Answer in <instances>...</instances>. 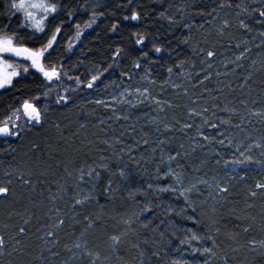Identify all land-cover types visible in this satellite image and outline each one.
I'll return each instance as SVG.
<instances>
[{
	"label": "snow or ice",
	"instance_id": "1",
	"mask_svg": "<svg viewBox=\"0 0 264 264\" xmlns=\"http://www.w3.org/2000/svg\"><path fill=\"white\" fill-rule=\"evenodd\" d=\"M112 3L0 0V167L9 160L0 179V202H6L8 219L0 231V264H236L241 249L264 261V239H243L253 227L243 221L254 217L242 218L231 209L235 223L225 230L227 222L222 225L215 215L222 202H229L238 168L255 165L264 172V136L238 139L230 131L243 133L253 118L264 123V101L250 106L242 100L240 111L229 106L231 101L210 108L190 94V89L201 97L211 94L214 78L235 75L238 69L246 73L239 87L249 85L257 61H244L253 46L264 53V0H183L180 5L152 0L158 5L152 10L143 0H123L116 5L119 17ZM109 16L115 20L101 27L102 18ZM214 36L230 41L227 47L236 49L232 57L220 58L218 47L225 44ZM81 66L85 70L77 71ZM169 92L188 98V104L180 105L186 119L173 116L169 121L165 113L177 107L163 99ZM80 97L94 107L78 116L79 128L87 127L81 118L98 110H103L97 117L101 125L105 115L119 124L130 121L133 109L145 106L151 112L144 113V123L137 116L115 136L101 128L105 138L88 141L82 150L65 144L78 130L66 135L51 120L53 113L79 108ZM217 107L227 115L218 116ZM106 127L116 131L111 124ZM51 128L56 137L48 136L42 145L36 137ZM193 128L195 135H189ZM176 132L190 141L187 148L184 143L171 146L170 136L160 138ZM125 136L133 143H126ZM24 146L27 151L18 160ZM197 149L204 153L199 164L187 163ZM224 149L231 158L221 154ZM212 158L231 169L225 171L226 180L208 178L205 169ZM38 188L35 196L23 191L36 193ZM258 196L264 201V181L246 192L247 198ZM25 199L31 207L17 210L14 206ZM17 215L23 222L13 226ZM33 219L43 224L37 230L43 231L39 243L31 240ZM69 221L62 237L60 230ZM260 231L264 233V223ZM221 235L230 243L221 242Z\"/></svg>",
	"mask_w": 264,
	"mask_h": 264
},
{
	"label": "trees",
	"instance_id": "2",
	"mask_svg": "<svg viewBox=\"0 0 264 264\" xmlns=\"http://www.w3.org/2000/svg\"><path fill=\"white\" fill-rule=\"evenodd\" d=\"M123 0H113V3L111 4L110 8L111 10H115L117 13V16L120 15V9L116 7L117 4L122 3ZM172 2L176 5H180L183 0H172ZM143 3L148 6L149 10H152L153 8L158 7V5H155L152 3V0H143ZM225 14L221 13V16L223 17ZM229 19H234V16H228ZM109 20L114 21L115 18L109 16L108 18H102L101 27L103 25H106ZM150 27H152L151 20L147 22ZM124 25H128V22H124ZM131 26L135 27L137 26L135 22H132ZM216 27L219 26V21L216 22ZM206 28H208V25H205ZM97 31H100V29H97ZM153 31H156V28L153 27ZM159 31L162 33L163 28H159ZM235 31V29H233ZM101 35L103 33L101 32ZM95 37V33L93 32L92 38ZM201 37L199 35H195V39L199 40ZM214 39H220L222 43L225 44L224 48L218 47V54L223 53L224 57H232L233 53L236 51V49L233 48L229 49L227 47L228 41L226 38H219V37H213ZM103 40L100 41L101 44H103ZM234 43V42H233ZM91 55V54H89ZM249 59L245 60V64H250L252 59H255L257 61L256 65L250 69L253 71V77L252 80L249 81V85H246L241 89L239 87L240 79L246 75L244 69H238L237 74L235 75H227V76H221L219 80H216L214 78L213 82L209 85V88L211 89V94L208 92H205V95L201 97L199 95L198 90L196 89H190V94L195 93V95L192 96L193 99L197 100L203 105L209 106L210 108L215 107L217 104H220L222 107L224 104H228L229 101H231L230 107H235L240 111H244L243 105L241 104V101L245 102H252V101H264V64L261 63L262 60H264V53H261L259 49H256L254 46L252 48V52L248 54ZM77 56H79V53H77ZM77 56L72 57V61H74ZM83 58V57H80ZM72 61H69L71 63ZM87 63V61H86ZM219 65V62L217 61V66ZM77 71L83 72L85 69L81 66ZM215 71V69H214ZM176 79V77H174ZM231 85V89L226 87L225 85ZM203 87V86H201ZM217 89H223V91H217ZM232 89H235V91H232ZM213 96H219V101H214L212 99ZM163 99L172 101L177 107L173 109H168L165 113L169 121L172 120L173 116L175 117H183L187 118L184 114V109L180 107V105L188 104V98L187 97H178L174 93H165ZM78 102L80 103L79 108H73L71 111L67 113H53L51 116V120L55 121L57 123L61 124V127L65 130V134H69L74 131H79V135L71 138L70 141H65V144H74L75 147L81 148L82 150H87L85 148V145L88 143V141H96L99 139L105 138L104 132H101L100 129L104 128L106 132H108L109 136H115L119 134L123 128L128 127V123H135L137 116L141 117V124L144 123V113H149L151 110L145 106H141L140 109H133V115L129 122L125 123L121 121L119 124L112 120L107 119V115L104 116V119L106 121L105 125H101L99 123V119H97L98 116L101 115V112L103 110H98L95 116L92 117H83L80 119V123H86V128H79V124L77 122L78 116H80L81 113H86L88 111H91L94 105L88 104L87 100L83 97L78 98ZM251 106V103H250ZM259 106V103L256 105ZM218 116H226V113H223L220 111V109L217 107L216 109ZM162 114V115H165ZM152 116H155V113H151ZM236 122H238V118H234ZM191 122V121H190ZM196 123H199L198 118L195 121ZM107 124H111L113 128L116 129L115 132H113L110 128L106 127ZM123 126V128H122ZM140 127V124H137V128ZM129 131H131L129 129ZM231 132L235 133L238 139H244L247 135L253 136L255 139L259 140L262 136H264V123L257 122L255 118H253L252 124L247 125L245 122V131L239 132L236 129H231ZM56 129L51 128L49 132L47 133H41L38 137H36L41 144L43 145L45 142V139L48 136L56 137ZM138 133L133 132L132 136H137ZM158 134L153 132L152 133V139H155ZM189 135H195V128H193ZM171 137V146L177 147L184 143L186 148L188 144L190 143L189 140H187L182 133L176 132L174 134H165V136H161V139H166L167 137ZM125 142L128 144H132L133 141L131 137L125 136ZM99 147H103V145H99ZM165 147H168V145H165ZM27 151V147H21L20 154L18 156V160L23 157V153ZM258 151V150H257ZM221 154L225 158H231V152L227 149H224L221 151ZM136 155L137 160H139V157L141 155V152L138 151L137 153H134ZM204 156V153L197 149V152L193 154L187 163L191 165H198L200 162V159H202ZM26 159V158H25ZM127 161V157L125 158ZM9 163V160L4 161V166L0 167V179L3 178V171L4 167H7ZM13 164L16 163V161H12ZM223 163V162H221ZM129 168L135 167V161H131L128 163ZM205 171L208 172V178L210 179L212 175H219L221 179H227L225 177V169H223L220 166H217L215 164V158H212L211 166L206 168ZM245 171H247V176L245 179L241 180L240 176L245 175ZM239 176L233 181H231L230 187L232 189V195L228 197L229 202H222V207L218 206V211L215 213L217 219L221 220V224L223 225L225 222H227V229H231L235 223V221L232 219L233 213L230 211L231 209L236 210V214H239L242 218L245 216H251L254 217V221L244 220L243 225H247L249 223L253 224L252 230L250 234H247L243 239L252 238L254 237L256 240L264 239V233L260 231L261 224L264 223V201L261 200V198L258 196L254 200L251 198L246 197V192L249 188H254V185L257 181H264V172H261L259 168L255 165L251 166V169H245V170H239ZM193 175H202V173H193ZM20 189L17 188L18 194L20 193ZM25 193V196H35L40 191V189H37L36 193H28L27 190H23ZM6 202H0V231H3L5 223H8L7 219V208L5 206ZM248 204H252V207H248ZM27 205L28 207H31V205L28 204V200L25 199L22 204H16L14 207L19 210L23 211V207ZM63 208V205H61ZM65 213L71 214L67 208H63ZM209 214L211 215V208L208 209ZM37 215H40L39 212H37ZM22 218L17 215L13 217L12 225H19L22 224ZM71 222L65 226V228L61 229V236L63 237L65 234V231L67 227H69ZM31 228L30 236L31 240L33 242L39 243L37 241V235H43V231H37L38 229L43 228V224L41 221H38L36 219L32 220V224L29 225ZM242 231V228L240 229ZM221 242H223L225 245L230 243L226 240V238L221 235L220 237ZM65 255H67L65 253ZM237 256L236 264H264V261H261V258L258 257L255 253L248 252L246 249H241L237 253H235ZM6 264V262H5Z\"/></svg>",
	"mask_w": 264,
	"mask_h": 264
},
{
	"label": "rangeland",
	"instance_id": "3",
	"mask_svg": "<svg viewBox=\"0 0 264 264\" xmlns=\"http://www.w3.org/2000/svg\"><path fill=\"white\" fill-rule=\"evenodd\" d=\"M231 169L229 168L227 171H230ZM240 169L238 168L237 171H239Z\"/></svg>",
	"mask_w": 264,
	"mask_h": 264
}]
</instances>
